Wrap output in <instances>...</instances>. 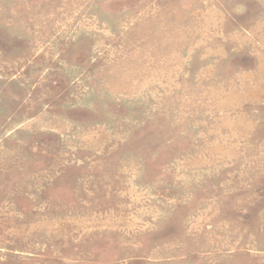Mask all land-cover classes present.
Segmentation results:
<instances>
[{
  "label": "rangeland",
  "instance_id": "374dc122",
  "mask_svg": "<svg viewBox=\"0 0 264 264\" xmlns=\"http://www.w3.org/2000/svg\"><path fill=\"white\" fill-rule=\"evenodd\" d=\"M0 264H264V0H0Z\"/></svg>",
  "mask_w": 264,
  "mask_h": 264
}]
</instances>
